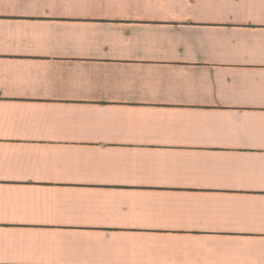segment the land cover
Listing matches in <instances>:
<instances>
[{"label":"crops","instance_id":"0c3cea01","mask_svg":"<svg viewBox=\"0 0 264 264\" xmlns=\"http://www.w3.org/2000/svg\"><path fill=\"white\" fill-rule=\"evenodd\" d=\"M0 264H264V0H0Z\"/></svg>","mask_w":264,"mask_h":264}]
</instances>
